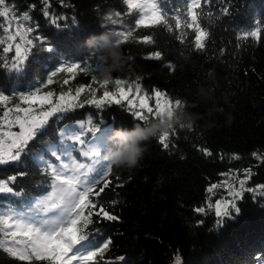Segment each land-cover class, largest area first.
Wrapping results in <instances>:
<instances>
[{
	"label": "trees",
	"instance_id": "16d2710c",
	"mask_svg": "<svg viewBox=\"0 0 264 264\" xmlns=\"http://www.w3.org/2000/svg\"><path fill=\"white\" fill-rule=\"evenodd\" d=\"M164 2L169 10H176L173 15L183 18L186 0ZM3 7L19 16L27 13V23L33 28L29 34L33 45L22 53L25 61L19 72L12 67L17 41L7 40L0 28L4 41L0 43V94L10 98L8 107H27L20 95L37 89L41 95L53 92L55 102L69 88L74 91L92 84L93 72H78L64 85L69 74L59 69L92 63L83 46L89 36L107 32L117 40V33L131 28L133 37L119 44L127 60L125 70L112 74L108 90H115V79L138 82L141 94L151 96L153 89L165 92L172 100L180 99L194 115L191 129L170 131L167 148L159 138H152L134 169H112L110 186L93 197L118 217L108 221L93 216L85 229L93 244L109 242L95 264H264V0H210L205 4L199 22L209 35L202 50L194 47L191 29L186 30L184 43L175 30L169 32L163 26L137 29L138 14L129 15L124 0H6ZM117 12L121 15L116 16ZM170 23L174 26L175 21ZM256 29L261 33L258 39L244 38V33ZM145 36H151L153 43L139 42ZM155 51L161 53L160 60L146 58ZM49 77L52 84H47ZM92 86L97 96L102 95L103 89ZM88 98L85 92L80 98L83 107L50 117L19 161L0 165V180L17 176L10 186L21 193L0 194V211H27L28 203L51 193L52 179L44 161L59 163L47 146L64 143L60 138L64 126L84 122V136L89 140V127L110 131L140 123L127 102L106 104L101 110L88 104ZM4 107L0 105V114ZM73 155L83 159L78 151ZM238 179L246 180L236 203L238 212L217 217L216 202L232 199L228 188L233 184L238 188ZM226 181L227 187L207 191ZM0 264L51 262L23 261L0 247Z\"/></svg>",
	"mask_w": 264,
	"mask_h": 264
},
{
	"label": "snow or ice",
	"instance_id": "6c2138e0",
	"mask_svg": "<svg viewBox=\"0 0 264 264\" xmlns=\"http://www.w3.org/2000/svg\"><path fill=\"white\" fill-rule=\"evenodd\" d=\"M209 2L210 0H186V13L182 14V18L181 15H173L172 12L176 10H169L164 0H124L128 14L131 15L133 12L138 14L135 20L137 29L163 26L169 32L175 30L181 43L185 42L186 30L191 29L194 33V47L197 50L205 48V41L209 35L199 22L200 10ZM5 4L6 0H0V6ZM227 11L224 9L225 13ZM45 15L48 13L45 12ZM120 15L121 13H116V16ZM0 18H3L0 28L7 34V40L17 41L15 43L16 59L12 67L19 72L23 69L25 61L22 53L33 45V40L29 38L33 28L27 23L30 18L27 13L19 16L8 7L0 9ZM171 20L175 21L174 26L170 23ZM260 34V30L256 29L244 33V38L258 39ZM133 35L134 31L131 28L117 33L119 37L117 43L122 44L130 40ZM3 42L0 40V43ZM139 42L153 43L151 36H145ZM11 47L10 44L4 48V51L8 52ZM146 58L160 60L161 53L155 51ZM93 70L91 62H84L61 67L59 72L69 74L68 78L63 80V84L68 85L70 80L75 79L76 73L93 72ZM53 82L49 77L47 84ZM109 83V81L100 82L93 75L92 84L76 87L74 91L69 88L62 92L55 102L53 92L48 91L41 95L37 89L29 94L20 95L22 104H26L27 107L19 104L8 107L10 98L0 94V105L5 106L3 113L0 114V165L19 161L29 142L44 128L50 117L83 107L80 98L85 92L89 94L87 103L101 110L106 104L119 105L122 101L127 102L128 109L140 124L165 111L171 116L174 107L183 106L180 99L172 100L165 92L156 89H153L151 96L141 94V85L138 82L115 79L114 91L108 90ZM93 84L103 89L102 95L97 96V88H94ZM150 99L154 101L153 104L149 103ZM44 105L49 107L45 109ZM35 106H39V110ZM88 124L92 125V122L88 121ZM17 127L18 132L12 130ZM88 131L92 133L91 140L85 138L83 124L80 125L79 130L66 127L62 130L64 143L47 146L56 161H59L55 164L44 161L45 171L52 179L51 193L37 199L34 203H28L27 211L13 208L0 211V237H3L0 239V247L11 256L23 261H31L33 258L47 260L51 264H74V262L75 264H95L97 257H102L108 249L109 242H105L102 246L93 244L85 229L92 223L93 216L108 221L118 219L93 198L99 197L112 183L108 179L112 168L104 160V141L109 131L95 126L89 127ZM171 131L174 132V129ZM97 133L102 135L98 136ZM169 134L170 131L159 137V143L165 148L168 147ZM68 140L72 143H67ZM77 144H79L78 149ZM76 151L83 157L82 160L73 155ZM205 154L211 155L207 151ZM18 175L22 176L24 173L20 172ZM16 179L17 176H12L7 181L0 180V194L20 196L21 193L10 186ZM101 183L103 186L97 190V186ZM245 184L246 180L238 179V188L235 184L228 188L232 199L216 202L217 217H230L231 214L238 212L236 203L242 196ZM227 186L226 181L220 185H211L207 191L212 193L218 187Z\"/></svg>",
	"mask_w": 264,
	"mask_h": 264
},
{
	"label": "clouds",
	"instance_id": "9594fccd",
	"mask_svg": "<svg viewBox=\"0 0 264 264\" xmlns=\"http://www.w3.org/2000/svg\"><path fill=\"white\" fill-rule=\"evenodd\" d=\"M83 46L92 59L93 73L98 81L111 82L114 72L125 70L127 60L112 34L102 32L98 36H89ZM194 122V115L183 105L174 107L171 116L165 111L143 124L136 123L130 128L113 127L105 137L104 160L112 169H134L144 156L147 141L174 128L191 129Z\"/></svg>",
	"mask_w": 264,
	"mask_h": 264
},
{
	"label": "rangeland",
	"instance_id": "374dc122",
	"mask_svg": "<svg viewBox=\"0 0 264 264\" xmlns=\"http://www.w3.org/2000/svg\"><path fill=\"white\" fill-rule=\"evenodd\" d=\"M81 124H83V125L85 126V123H84V122H77V123H74V124H68V125L64 126V127L62 128V130L65 129L66 127H72V128H76L77 130H79ZM86 125H87V124H86ZM62 130H61V132H60V138H61V142H64V138L62 137ZM85 134H86V126H85V132H84V135H85ZM97 135L100 136V135H102V133H97ZM91 139H92V137L89 138V140H91ZM68 141H71V140H68ZM37 161H38L39 164H42V163H43L41 157H37ZM74 264H75V262H74Z\"/></svg>",
	"mask_w": 264,
	"mask_h": 264
}]
</instances>
